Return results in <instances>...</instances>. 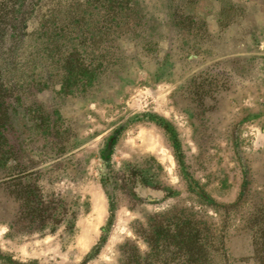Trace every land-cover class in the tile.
<instances>
[{"label": "rangeland", "instance_id": "374dc122", "mask_svg": "<svg viewBox=\"0 0 264 264\" xmlns=\"http://www.w3.org/2000/svg\"><path fill=\"white\" fill-rule=\"evenodd\" d=\"M133 2L84 84L0 53V264H264V0Z\"/></svg>", "mask_w": 264, "mask_h": 264}, {"label": "trees", "instance_id": "16d2710c", "mask_svg": "<svg viewBox=\"0 0 264 264\" xmlns=\"http://www.w3.org/2000/svg\"><path fill=\"white\" fill-rule=\"evenodd\" d=\"M132 1L0 0V53L6 59L21 58L27 50L35 53L32 38H36L44 43L37 53L44 51L48 57L63 61V88L84 84L86 75L93 76L87 55L96 53L109 40L131 35V12L141 11ZM5 74L0 73V164L9 129L7 97L17 89L16 81Z\"/></svg>", "mask_w": 264, "mask_h": 264}]
</instances>
